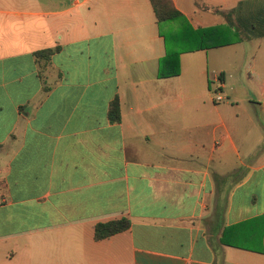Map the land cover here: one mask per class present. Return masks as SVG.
Returning a JSON list of instances; mask_svg holds the SVG:
<instances>
[{
	"label": "crops",
	"instance_id": "1",
	"mask_svg": "<svg viewBox=\"0 0 264 264\" xmlns=\"http://www.w3.org/2000/svg\"><path fill=\"white\" fill-rule=\"evenodd\" d=\"M173 2L239 39L159 76L150 0H0V264H264V0Z\"/></svg>",
	"mask_w": 264,
	"mask_h": 264
},
{
	"label": "trees",
	"instance_id": "2",
	"mask_svg": "<svg viewBox=\"0 0 264 264\" xmlns=\"http://www.w3.org/2000/svg\"><path fill=\"white\" fill-rule=\"evenodd\" d=\"M156 20L158 32L162 35L165 45V53L159 59L158 75L168 76L179 71V54L183 51L208 48L231 43L239 39V35L227 24H214L208 26L193 27L185 15L175 6L173 0H150ZM54 49L41 48L34 51L36 56L48 58ZM108 118L111 121L120 120V106L115 96L107 109ZM126 216L99 221L94 226L95 238H103L129 226ZM221 243L228 242L223 233L219 238ZM232 244V243H230ZM221 263V256L218 262Z\"/></svg>",
	"mask_w": 264,
	"mask_h": 264
},
{
	"label": "built area",
	"instance_id": "3",
	"mask_svg": "<svg viewBox=\"0 0 264 264\" xmlns=\"http://www.w3.org/2000/svg\"><path fill=\"white\" fill-rule=\"evenodd\" d=\"M215 80L218 81V86L212 89L213 93V99L215 101H221L223 100L226 96L222 92V86H223V79L221 76V73L218 72L216 73Z\"/></svg>",
	"mask_w": 264,
	"mask_h": 264
},
{
	"label": "rangeland",
	"instance_id": "4",
	"mask_svg": "<svg viewBox=\"0 0 264 264\" xmlns=\"http://www.w3.org/2000/svg\"><path fill=\"white\" fill-rule=\"evenodd\" d=\"M258 81H260V79L258 80ZM210 85H211V87H212V89H214L215 87H217L218 86V81L217 80H215V78L213 79L212 77L210 78ZM213 92V91H212ZM253 96H255L254 94H257V93H255L254 92V94L253 93H251ZM225 100H228V101H230L231 99L230 98H228L227 96L223 99V100H221V101H225ZM221 101H217V102H221ZM231 103V102H230ZM217 262H218V260H217Z\"/></svg>",
	"mask_w": 264,
	"mask_h": 264
}]
</instances>
